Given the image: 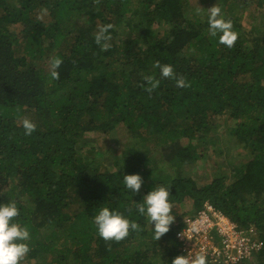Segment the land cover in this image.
I'll list each match as a JSON object with an SVG mask.
<instances>
[{
    "label": "trees",
    "instance_id": "trees-1",
    "mask_svg": "<svg viewBox=\"0 0 264 264\" xmlns=\"http://www.w3.org/2000/svg\"><path fill=\"white\" fill-rule=\"evenodd\" d=\"M212 1L233 21L232 47L210 35L198 0H0V202L14 199L16 219L30 228L20 264H170L184 254L176 238L182 218L205 202L261 242L238 264H264V0ZM247 9L249 27L236 15ZM105 24L106 50L94 39ZM56 56L62 63L52 79ZM157 60L189 86L161 77L147 91L143 77L159 75ZM25 117L36 123L31 135ZM119 126L129 143L109 169L97 163L104 157L88 135L112 131L116 139ZM219 127L216 154L229 157L235 147L242 163L230 162L229 180L199 184L186 167L205 155ZM125 172L143 176L139 194L124 187ZM160 183L171 185L175 219L157 240L135 200ZM102 205L141 230L103 239L93 223Z\"/></svg>",
    "mask_w": 264,
    "mask_h": 264
},
{
    "label": "clouds",
    "instance_id": "clouds-1",
    "mask_svg": "<svg viewBox=\"0 0 264 264\" xmlns=\"http://www.w3.org/2000/svg\"><path fill=\"white\" fill-rule=\"evenodd\" d=\"M196 14H200V9H196ZM206 23L208 32L211 36L217 37L218 42L232 47L238 38L237 31L233 28V21L227 17L220 6L213 5L207 9ZM111 24H105L99 27L95 33V42L104 50L111 47L109 43L111 36L109 29ZM62 63L60 56L52 57L50 60V77L56 79L59 76L57 69ZM154 68L158 69L159 75L152 73L145 74L143 79L146 82V90L151 92L160 84V78H173L176 86L185 88L189 82L182 76H177L173 65L161 63L159 60L154 62ZM22 126L25 135H31L36 129V123L25 117L22 119ZM122 182L126 189L132 194H139L144 183V178L139 172H125L122 176ZM171 185L160 183L151 186L137 202L135 207L140 216L147 219L151 226L154 237L158 240L163 234L170 230L175 216L172 214V202L169 199ZM20 215V209L14 199L8 202H0V264H20V262L30 252L31 233L26 224H22L16 218ZM94 226L98 234L105 240L119 241L125 238L129 231L141 230V225L136 220L130 219L123 211L102 205L93 218ZM192 232H199L197 224H192ZM170 264H208L207 253L201 249L195 253L177 254Z\"/></svg>",
    "mask_w": 264,
    "mask_h": 264
},
{
    "label": "built area",
    "instance_id": "built-area-1",
    "mask_svg": "<svg viewBox=\"0 0 264 264\" xmlns=\"http://www.w3.org/2000/svg\"><path fill=\"white\" fill-rule=\"evenodd\" d=\"M194 223L199 226V232L191 231ZM176 238L181 242L184 254L203 249L209 263L222 260L224 264H238L241 259L259 251L262 245L254 232H244L235 222L206 202L195 214L182 218L181 226L176 230Z\"/></svg>",
    "mask_w": 264,
    "mask_h": 264
},
{
    "label": "rangeland",
    "instance_id": "rangeland-1",
    "mask_svg": "<svg viewBox=\"0 0 264 264\" xmlns=\"http://www.w3.org/2000/svg\"><path fill=\"white\" fill-rule=\"evenodd\" d=\"M193 1L195 2L196 0ZM212 2H213L212 0H204L203 2L202 0H198V4H202V6H204L203 12L205 13L207 12V9L211 7L210 5H212ZM203 12H201V14ZM236 15L240 17L239 18L240 21L248 24L247 27L251 26V20L253 19H251L250 10L248 9L241 10ZM40 16L42 17L43 14H41ZM221 130L222 128L219 127L218 128L219 135L215 138L214 143L211 142V144L208 145L209 147L207 146L204 150L200 149L203 152L205 151L204 152L205 155L200 157L195 164H191L186 167L191 177L194 178L199 184L209 181L213 177L219 175H224L229 180L230 175L228 172L230 168H232V166H230V162H232L233 165H237V166L240 165V163H242L241 159L243 156V151L240 153L235 149V147H231L229 157L225 156V154L224 155L216 154L215 152L216 147L223 146V142L219 141V139H221V134H220ZM116 133H117L116 139L111 138L112 131L106 133L104 136H102L103 134L97 132L96 133L91 132L88 135V138H90V142H92L93 139H98L99 143L94 144L92 142L93 144L92 146L95 147V150H97L96 152L100 151L104 157L103 160L96 162L101 165L105 164L106 166H109L108 167L109 169L115 167V164L112 163V161H116V160L111 158L113 156L118 155L119 151H121V148L129 143V138H130V135L126 132V130L123 131L121 126L118 127ZM155 143L156 142L154 141H147V145L151 146L150 148L153 153H155L158 147L157 144ZM159 162H160V167L169 168L170 166H172L173 170L171 169H167V170L170 171L169 173H172L173 175L175 174L176 167L172 163L166 162L163 164L160 156H159ZM144 165L146 168L151 167V165L147 163H145Z\"/></svg>",
    "mask_w": 264,
    "mask_h": 264
}]
</instances>
